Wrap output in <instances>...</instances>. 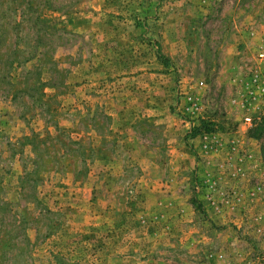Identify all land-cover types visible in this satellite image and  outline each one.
Instances as JSON below:
<instances>
[{"label":"rangeland","instance_id":"1","mask_svg":"<svg viewBox=\"0 0 264 264\" xmlns=\"http://www.w3.org/2000/svg\"><path fill=\"white\" fill-rule=\"evenodd\" d=\"M162 1H181L187 31L173 54L153 48L161 116L129 112L130 131L115 113L67 111L103 136L81 138L58 127L66 98L45 90L66 94L91 58V40L66 30L90 0H0V264H264V137L251 131L264 0H212L198 33L192 0Z\"/></svg>","mask_w":264,"mask_h":264},{"label":"crops","instance_id":"2","mask_svg":"<svg viewBox=\"0 0 264 264\" xmlns=\"http://www.w3.org/2000/svg\"><path fill=\"white\" fill-rule=\"evenodd\" d=\"M211 1L192 0V13L189 14L192 33H198L204 26L194 25L196 20L205 23L212 16ZM176 2L178 6L171 9L162 0H90L86 8L80 7L71 14L66 30L89 38L92 56H84L71 66L73 71L65 83L66 94L62 95L53 85L45 90L47 96L67 100L61 104L62 120L58 127L76 131L81 138H102L94 121L85 126L86 131L82 130L80 116L72 119L66 116L67 111L83 115L92 112V117L97 109L111 116L115 113L124 130L131 129L129 112H135L138 117L140 111L161 116L166 92L165 74L162 72L163 61L153 48L160 47L164 52L168 48L173 54L174 49L186 47L187 27L182 22L187 11L180 7L181 1ZM64 64L70 66L69 62ZM138 96L140 98L134 99ZM119 133L126 141L127 132Z\"/></svg>","mask_w":264,"mask_h":264},{"label":"trees","instance_id":"3","mask_svg":"<svg viewBox=\"0 0 264 264\" xmlns=\"http://www.w3.org/2000/svg\"><path fill=\"white\" fill-rule=\"evenodd\" d=\"M39 18V15L37 16V19ZM45 22L47 23L48 21L45 19ZM210 123L206 121H202L201 125L198 128H195L196 131H200L202 129H209ZM210 130V129H209ZM252 135L257 137V138H263L264 137V121L258 122L254 127L251 129ZM262 152H263V157H264V143L262 147Z\"/></svg>","mask_w":264,"mask_h":264},{"label":"built area","instance_id":"4","mask_svg":"<svg viewBox=\"0 0 264 264\" xmlns=\"http://www.w3.org/2000/svg\"><path fill=\"white\" fill-rule=\"evenodd\" d=\"M260 56L261 57H264V52H262L261 54H260ZM261 92V93H260ZM259 92V94L261 95V96H258L257 95V93H255L254 94V97H253V95H250L252 98H256V96H258V97H261V98H263L264 97V84L261 86V91ZM253 94V93H252ZM245 121L247 122V123H251L252 121H253V117L248 113L246 116H245Z\"/></svg>","mask_w":264,"mask_h":264}]
</instances>
